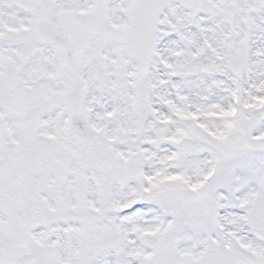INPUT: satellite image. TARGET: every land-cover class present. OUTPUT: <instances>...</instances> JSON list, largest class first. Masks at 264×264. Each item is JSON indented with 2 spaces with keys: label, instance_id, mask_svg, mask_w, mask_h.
Returning a JSON list of instances; mask_svg holds the SVG:
<instances>
[{
  "label": "snow or ice",
  "instance_id": "obj_1",
  "mask_svg": "<svg viewBox=\"0 0 264 264\" xmlns=\"http://www.w3.org/2000/svg\"><path fill=\"white\" fill-rule=\"evenodd\" d=\"M0 264H264V0H0Z\"/></svg>",
  "mask_w": 264,
  "mask_h": 264
}]
</instances>
